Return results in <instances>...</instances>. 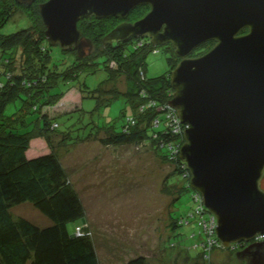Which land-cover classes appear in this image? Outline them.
<instances>
[{"label":"trees","instance_id":"obj_1","mask_svg":"<svg viewBox=\"0 0 264 264\" xmlns=\"http://www.w3.org/2000/svg\"><path fill=\"white\" fill-rule=\"evenodd\" d=\"M45 1L28 5L17 0H0V264H101L89 230L78 226L82 233L75 232L73 237L68 229L70 223L85 218V211L61 162L60 151L86 143H98L105 148L150 144L162 162L175 164L174 172L183 175L187 179L186 189L192 190L186 165L175 154L183 146L184 126L178 124L176 112L169 106L174 93L170 75L180 59L173 47L165 46L169 70L149 78L146 60L151 53L159 52V48L148 38L105 45L103 39L121 20L91 17L81 20L78 29L93 42L92 52L80 58L76 51L62 50L64 55L72 56L69 61L63 59L57 63L39 10V4ZM148 11L146 6L137 7L129 20L136 22ZM17 15L25 18L29 26L10 35L1 34ZM100 71L107 72L108 78L98 89L91 91L86 84L77 89L82 96V107L85 98L97 100L92 111L85 112L81 106H71L70 110L57 107L76 88H66L67 85L83 74ZM122 80L124 91L118 87ZM110 83L114 87L106 89ZM119 96L126 97L137 113L126 120L120 131L112 124L100 126L93 119L100 110L99 105L109 104ZM16 103H19L16 112L7 115V109ZM45 109H50L51 114ZM60 116L77 119L62 131ZM77 123L81 126L75 128ZM38 140L44 141L48 152L30 156L32 144ZM170 190L164 184L163 192L173 196ZM196 197L197 192L193 191L195 207ZM27 202L53 224L40 228L24 218L15 219L11 209ZM193 211L179 217L169 215V230L177 236H182L177 230L183 227L198 232H192L191 238L186 237L182 244L169 241L166 247L178 251L187 264H213V253L224 247L207 235L196 217L189 218ZM188 239L195 241L191 247L186 246ZM244 247V244L233 245L234 250ZM191 250H196L197 255L191 256ZM125 264H149V261L139 255Z\"/></svg>","mask_w":264,"mask_h":264},{"label":"water","instance_id":"obj_2","mask_svg":"<svg viewBox=\"0 0 264 264\" xmlns=\"http://www.w3.org/2000/svg\"><path fill=\"white\" fill-rule=\"evenodd\" d=\"M140 6L150 11L127 21ZM39 10L50 46L80 58L94 44L78 23L91 17L124 20L105 45L132 38L172 45L181 61L170 75L169 105L186 126L179 158L190 187L215 216L223 247L244 244L238 260L264 264V0H47ZM211 41L209 52L190 57Z\"/></svg>","mask_w":264,"mask_h":264},{"label":"rangeland","instance_id":"obj_3","mask_svg":"<svg viewBox=\"0 0 264 264\" xmlns=\"http://www.w3.org/2000/svg\"><path fill=\"white\" fill-rule=\"evenodd\" d=\"M28 26V21L17 15L1 30V34L10 35ZM164 47L159 46V52L151 53L146 60L149 78L159 77L169 70L168 53ZM51 51L57 63L63 59L69 61L72 56L64 55L58 46L51 47ZM107 78L105 71L81 75L79 80L66 86L76 88L65 97V108L61 110L78 106L81 99V93L77 90L79 86L86 84L93 91ZM108 85L106 89L114 87L113 83ZM118 87L124 91V80ZM70 102L77 103L73 105ZM83 102L81 109L85 112L92 111L97 104V100L91 98H85ZM18 106L19 103L12 105L6 114H13ZM99 109L93 119L102 127L115 125L117 131L137 113L136 107L124 96L117 97L109 104L99 105ZM45 111L51 114L50 109ZM76 119L68 120L66 116H60V130L65 131ZM80 126L75 124V128ZM30 152V156H40L46 154L48 149L44 141L38 140L33 142ZM60 155L82 201L86 218L70 223L68 229L73 235L78 226L89 230L101 264H125L139 255L146 257L149 264H187L178 251L166 247L169 241H180L182 244L186 237L191 238L192 232H198L197 229L183 227L177 230L182 236H177L169 230V215L179 217L195 208L192 200L194 190L186 189L187 179L174 172V163L162 162L150 144L105 148L98 143H86L68 146L60 151ZM164 184L171 188L173 196L163 192ZM260 188L264 191V174ZM11 213L15 219L24 218L40 228L53 224L29 202L13 207ZM194 243V240L188 239L186 246L191 247ZM239 251L234 250L233 246L223 248L213 253L212 262L242 264L236 256ZM190 254L194 257L197 252L191 250Z\"/></svg>","mask_w":264,"mask_h":264},{"label":"built area","instance_id":"obj_4","mask_svg":"<svg viewBox=\"0 0 264 264\" xmlns=\"http://www.w3.org/2000/svg\"><path fill=\"white\" fill-rule=\"evenodd\" d=\"M170 108H172V107L170 106ZM173 110H174V112H176L175 109H173ZM176 115H177V112H176ZM177 119H178V124L183 125L181 123L178 115H177ZM183 126H184V129H182V134L184 135V131L186 129V126L185 125H183ZM176 132H178V131H176ZM183 144H184V138H183ZM181 148H182V146H181ZM181 148H179L178 150L177 149L175 150V154H177L178 157H179V153H180ZM196 199H197V207L194 208V211L192 212V214L190 215L189 218L192 219V218L196 217L198 219L199 226L207 233V235L213 236V238L218 240L217 237H216L217 220H216L215 216L210 214L205 209V207L203 205V202H202V197H201L200 194H198V192H197ZM188 223H189V221H187L185 224L187 225ZM81 233H82V229L81 228H77L76 234L80 235ZM263 239H264V237H260L258 240L260 241V240H263Z\"/></svg>","mask_w":264,"mask_h":264},{"label":"flooded vegetation","instance_id":"obj_5","mask_svg":"<svg viewBox=\"0 0 264 264\" xmlns=\"http://www.w3.org/2000/svg\"><path fill=\"white\" fill-rule=\"evenodd\" d=\"M146 7H148V9H149V11H150V7L149 6H146ZM148 11V12H149ZM124 21V20H123ZM123 21H121V22H123ZM127 21H129V22H131L130 20H129V18L127 19ZM120 22V23H121ZM119 23V24H120ZM249 33V29L248 28H245L241 33H240V35L239 36H245V35H247ZM132 39H135V38H132ZM215 44H216V42L215 41H211V42H208V43H206V44H204V45H202V46H200L199 48H197L191 55H190V57L191 58H196V57H200V56H202V55H204V54H206L207 52H209L214 46H215ZM165 46H170V47H172V45H165ZM175 50V49H174ZM195 52H199V53H201L200 54V56H194L193 54L195 53ZM180 61H181V59H180ZM243 249V248H242Z\"/></svg>","mask_w":264,"mask_h":264},{"label":"crops","instance_id":"obj_6","mask_svg":"<svg viewBox=\"0 0 264 264\" xmlns=\"http://www.w3.org/2000/svg\"><path fill=\"white\" fill-rule=\"evenodd\" d=\"M73 89H75V88H73ZM69 92H70V91H69ZM69 92H68V93H69ZM68 93H67V95H68ZM67 95H66V96H67ZM66 96H65V97H66ZM65 97H64V99H65ZM64 99H63V100L61 101V103L57 106V107H59L60 109L65 108V104H66V102H63ZM67 103H68V102H67ZM70 103H71V102H70ZM75 103H77V102H72L71 104L74 105ZM78 103H79L78 106H81V104H82V96H81L80 102H78ZM71 104H69V105L72 106ZM69 105H68V106H69ZM78 106H76V107H78Z\"/></svg>","mask_w":264,"mask_h":264}]
</instances>
